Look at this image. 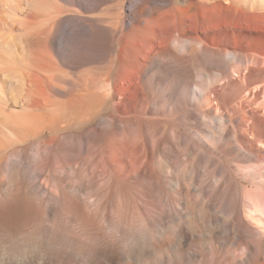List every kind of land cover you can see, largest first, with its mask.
I'll list each match as a JSON object with an SVG mask.
<instances>
[{"label":"bare ground","instance_id":"6f19581e","mask_svg":"<svg viewBox=\"0 0 264 264\" xmlns=\"http://www.w3.org/2000/svg\"><path fill=\"white\" fill-rule=\"evenodd\" d=\"M43 15L27 111L0 124V264H264V0H47ZM68 110L80 129L46 135ZM64 155L75 166L46 184Z\"/></svg>","mask_w":264,"mask_h":264},{"label":"rangeland","instance_id":"374dc122","mask_svg":"<svg viewBox=\"0 0 264 264\" xmlns=\"http://www.w3.org/2000/svg\"><path fill=\"white\" fill-rule=\"evenodd\" d=\"M109 5L110 4H106L105 8ZM46 7L47 0H0V124L2 123L1 126L3 127L11 123L9 122L11 120H7L8 124H5V119H7L4 116L5 114H10V112L13 111V114L18 112L17 115H19L24 112L23 109H26V94L24 95L25 88L23 86V81L20 78H22V73L31 71L32 67L35 65L34 58L33 56H31L32 54L30 48L32 42L37 47L41 46H39V32L42 28V23L40 22L44 20L43 14ZM37 13L39 16H37V19L39 18L37 20L38 23L33 19V15ZM38 28L40 29L38 30ZM34 32L36 33L35 35H33ZM34 36H36L37 38ZM34 38L36 39V41ZM105 59L106 56L100 55L96 60H92V58L88 60H79L75 72L80 73L82 78L86 79V77H89L94 73L95 69L97 70L100 66H103ZM64 69L66 71H70L67 68ZM101 80V78H98V82L96 81L95 84L91 86L93 90L102 91L101 89H99H103L104 86V82L103 80ZM8 103L10 104V107L5 111L4 108L8 105ZM13 105L17 106L16 109ZM111 105V101L106 100L104 103V108L108 109ZM40 110L44 112L46 111L45 108H40ZM15 115L13 116L15 117ZM76 122L77 121L74 118L72 112L68 110L59 116L56 123L54 124L55 126L53 125L54 129L50 127V131L48 130L46 135H59L63 132H67L70 134L76 133L81 126L78 122ZM21 142L23 143V141ZM21 142H11V144L7 146L9 147L7 149L11 151L24 149L28 151V153H31L30 151L33 149L32 147L35 144V139L31 137V139L28 138L27 141H25V144H22ZM17 144L19 145L17 146ZM67 156L71 159H69ZM58 159L51 160V169H49L46 173L44 177L45 179L43 178V181L46 184H49L53 180L52 169L59 167L61 163L67 162V164L71 163L75 166V159L70 155H64L63 157L61 156ZM65 159H67L68 161ZM28 174H30L29 176H31V171L28 170ZM105 216L108 217L107 214Z\"/></svg>","mask_w":264,"mask_h":264}]
</instances>
